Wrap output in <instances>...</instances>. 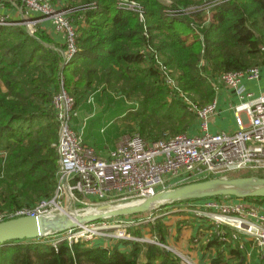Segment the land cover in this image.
Instances as JSON below:
<instances>
[{
  "label": "trees",
  "instance_id": "1",
  "mask_svg": "<svg viewBox=\"0 0 264 264\" xmlns=\"http://www.w3.org/2000/svg\"><path fill=\"white\" fill-rule=\"evenodd\" d=\"M67 1L62 8L76 26L79 50L66 63L64 44L49 32L39 28L33 35L21 25H0V210L33 205L53 193L58 123L52 97L61 80L76 107L98 86L99 100L134 101L122 117L135 120L138 133L152 141L166 131L191 133L195 116L186 101L211 103L212 80L264 65V0H131L142 17L115 0ZM155 55L171 70L177 89L165 82ZM248 173L232 176L264 177V171ZM156 225L149 230L164 243L163 224ZM222 227L224 240L213 235L210 246L232 244L229 228ZM31 240L0 244V264H138L143 249L139 242L127 252L84 242L55 249ZM145 255L141 264H182L154 244L146 245Z\"/></svg>",
  "mask_w": 264,
  "mask_h": 264
},
{
  "label": "built area",
  "instance_id": "2",
  "mask_svg": "<svg viewBox=\"0 0 264 264\" xmlns=\"http://www.w3.org/2000/svg\"><path fill=\"white\" fill-rule=\"evenodd\" d=\"M17 1L24 6L23 14L18 13L17 18L0 14V25H21L33 33L34 27L40 25L43 19H50L54 22L55 31L64 35V48L61 51L64 63L78 52V33L76 26L67 17L68 9L57 6L52 0H0V7ZM115 1L118 7L137 12L142 17L135 1ZM211 5L209 3L205 7ZM155 59L167 85L172 90L177 89L169 75L171 70L162 64L159 55H155ZM241 77L256 79L259 77V68L226 72L211 81L216 92L222 86H228L235 90L240 99L232 106L233 130L209 131V119L215 110V100L199 108L187 100L190 109L194 113L197 111L196 116L203 121L198 123V133L196 130L193 135L177 134L152 142L138 134L128 135L122 137L104 157L76 131L74 122L78 107L61 83L62 86L52 99L58 123V140L54 145L57 171L53 193L33 205L0 210V221L29 215L95 213L100 205L120 208L137 204L160 191L190 182L226 178L227 174L241 170L264 171V92L252 96L250 92L244 91L243 86H240ZM87 101L89 103L90 99ZM192 205L193 208L186 210L196 218H207L210 236L214 234L224 240L222 226H225L231 229L230 237L233 240L238 239L240 234L250 237L259 250L264 251V212L247 206L245 199L225 196ZM150 219L155 217H104L44 235L52 237L54 247L62 242L71 246L84 241L93 246H103L107 239L128 245L136 241L164 246L155 236L136 237L131 234L132 229ZM239 245L242 248L243 243Z\"/></svg>",
  "mask_w": 264,
  "mask_h": 264
},
{
  "label": "rangeland",
  "instance_id": "3",
  "mask_svg": "<svg viewBox=\"0 0 264 264\" xmlns=\"http://www.w3.org/2000/svg\"><path fill=\"white\" fill-rule=\"evenodd\" d=\"M54 2H55V4H57V6L62 8V6L64 4H67L68 1L65 2L64 0H55ZM8 5H15V7L18 10V13L23 14L24 6L22 5V3L20 1H17V2H14V3L10 2ZM24 28L27 30V32L29 34H33L34 35L35 32L40 28V26L37 25L36 27H34L35 30L33 31V33H31L26 27H24ZM61 55H62V53H61ZM256 79H258V78H256ZM240 80H241V78H240ZM251 80H255V79H251ZM61 81H60L59 88H60V86H62L61 83H63ZM222 87H228V86H222ZM56 92L53 94V96L56 94ZM216 93L217 92L215 91V94ZM52 99H53V97H52ZM88 99H90V101H89V103H90L92 100L95 99V97H93V99L91 100V95L89 94L85 98V100L82 102V104L85 103V102H88L87 101ZM214 100H215V98H214ZM134 103L135 102L131 101V100L130 101H123L119 97H112V96L111 97L109 96V97H106V98L103 97V99H101L100 101L99 100L98 101L94 100V103H93L92 107H90V110L85 109V110H87L86 114H82L83 115L82 117H86V118L85 119H83V118L81 119L80 118L81 120H80L79 123H78V119H79V111H80L79 107L80 106H78V115H77V118H76V123L77 124L74 122V126H75V124L77 126V127L75 126V129H77L76 131L80 132V136L85 140L86 143L88 142L87 144H89L99 155L102 152V150H105L106 148H110L108 150V152L111 149H113L115 147V145L118 144V142L121 140L122 137H125V136H128V135H132V134H138L141 138H143L137 131L136 121L131 119V118L124 119V117H122V116H124V112L126 111V109L129 106H134ZM187 104H188L187 105L188 106V110L191 113H193L194 116H195V120H194L195 123L193 125L198 124L199 122L202 123L203 121L200 120L198 118V116H196L197 115V111H196V113H194L195 111L192 108L190 109V103L187 102ZM207 105H209V104H207ZM207 105H205V106H207ZM232 106H233L232 104L229 105V109L231 110L232 117H233V124H234V116H233V112H232ZM216 107H217V104L215 105L214 113L216 111ZM225 117L228 119V121H230V119H231L230 118V113H228L226 115L225 114L217 115L215 117V119H216V121H220L221 119H225ZM193 125H192V127H193ZM196 126H194L193 128L190 127L191 133L188 134V135H193V134L196 133V130H197ZM185 131L177 133V134H186L187 132H185ZM209 131L213 132L210 128H209ZM198 132L199 131L197 130V133ZM177 134H174V135H177ZM174 135H170L166 131V132H164L162 134V136L160 138H158L156 140H159L161 138H165V137H168V136H174ZM144 140H146V139H144ZM156 140H152V141H156ZM146 141L152 142L151 140H146ZM105 145H106V147H103ZM239 172H247L248 173V172H251V171L241 170V171H237V172H231V173L227 174L226 177H233L232 176L233 174H236V173H239ZM251 173L252 174L253 173L257 174L258 172H251ZM248 176H250V175H248ZM199 181H201V180H199ZM215 197H212V198L211 197H206V198L196 199L195 201H189V200L183 201L181 203H177V204H180L177 207L178 208H181V207H183V208H193L194 206L192 204H196V203H199L200 201L207 200V199H220V198L225 197V196L224 195H220V196H215ZM247 200H250V199H245V201H247ZM257 200H258L257 203L263 204V203H261L260 199L257 198ZM249 202L250 203H255L254 201H249ZM163 204H166V203H163ZM163 204L157 205V206H155L154 208H152L149 211L133 214L134 216H139L140 215L141 217H146L148 215H151V216H154L155 219H153V220L150 219L147 222L142 223L137 228L132 229L131 230V232H132L131 234L133 236L140 237L141 235H146V234L143 233V231H146V232L149 233L147 235L148 237L151 238L152 236H155L157 238V240H159V237L156 234H152L151 231L149 230V228L156 227L157 226L156 222H159V223L163 224V227H164V230H165V235H167L168 233H170L172 235L173 232L176 231L174 233H176V236H177L176 239H178L179 238L178 235H182L183 230H187V229L191 228V225H190V223L188 221H182V220L176 219V216L178 214H177L176 211H173V210H175L177 208V207H173L175 204L174 205H170L168 203L167 206H163ZM253 208H256V207H253ZM262 208H264V206ZM127 216H130V215H127ZM167 216H169L168 219H165V217H167ZM191 217H193L196 220L195 222L200 223L203 226L207 225V224H210L209 221L206 220L207 218H205V219L196 218L192 214H191ZM169 220H174L176 223L173 225V227H170V229H167L164 222L169 221ZM192 221H193V219H192ZM154 224L156 226H152ZM179 224H182V225H179ZM135 230H138L140 232V234L134 233ZM171 235H169V236L171 237ZM189 236H192L191 233L189 234ZM230 236H231V233L229 232L228 237H230ZM172 237L174 238V236H172ZM211 239H212V237L210 236V234H208L206 236L204 242L208 243ZM31 241L35 242V243L48 244V245L53 246L52 245V237L51 236L49 237L48 235H42V236H40L38 238H35L34 240H31ZM105 241L107 242L108 245H112V246L116 243L113 239H107ZM135 242L136 241H133L130 244V246L128 244H120V243H118L113 248H117L119 251H122V252H127V251H129L132 248L131 245L133 243H135ZM172 242H174V241H172ZM84 243H88L89 244L90 242H85L84 241ZM139 243H141L142 248L145 249V251H146V245L154 244V245L159 246L161 249H165V250L171 252L173 254V256L178 258L179 261L182 264H194L191 261V259H190V256H189L190 254L188 255V254H186L184 252H183L184 254L180 253L178 251V249L172 247L173 246L172 244H171L172 246H170V245L166 244L165 242L164 243L162 242L164 244V246H160L158 244L150 243V242L149 243L139 242ZM108 245H104V246H108ZM57 246L56 247L53 246V247L56 249ZM143 249L140 251V254L143 253ZM145 259H146V255H145ZM141 261H142V259L139 258V256H138V264H141Z\"/></svg>",
  "mask_w": 264,
  "mask_h": 264
},
{
  "label": "crops",
  "instance_id": "4",
  "mask_svg": "<svg viewBox=\"0 0 264 264\" xmlns=\"http://www.w3.org/2000/svg\"><path fill=\"white\" fill-rule=\"evenodd\" d=\"M67 2V0H64ZM0 14H8L10 17L17 18L18 17V10L13 5H3L0 7ZM40 28L43 30L49 32L51 36H53L54 41L57 45L64 44V35L61 32L55 31L54 22L50 19H43L40 22ZM259 77L255 80H248L245 77H241L240 80V86H243L244 91L250 92L252 96H257L260 93L264 92V65L259 66ZM101 87L98 86L90 95L91 100L93 97H95L94 100H99V95H101ZM94 100H92L89 104L87 102L80 105L79 109V119L86 117H82V114H86L87 110H90V107H92ZM100 101V100H99ZM240 99L237 96L234 89H231L229 87H222L219 92L215 94V102L217 104L215 113L210 117L209 119V125L210 129L212 131L216 130H224V131H231L234 129L233 124V117L231 110L229 109V105H233L237 102H239ZM87 109V110H85ZM230 113V121L225 117V119H221L220 121H216L215 117L220 114H228ZM81 118V119H80ZM224 118V117H223ZM76 123V120H75ZM77 124V123H76ZM75 124V126H76ZM198 126V124H197ZM196 126V128H197ZM77 127V126H76ZM88 143V142H87ZM103 147H106L103 146ZM110 148H106L105 150H102L100 153L101 156H107L108 150ZM255 199V200H254ZM249 201H254L255 203H250ZM257 198H252L250 200L245 201L246 205L249 207H256L257 209H260L262 212H264V202L261 201V203H257ZM180 204H176L173 207H177ZM177 212L176 219L182 220V221H188L191 225L190 229L183 230L182 235H178L179 238L176 239V231L173 232L171 235L168 233L164 236V242L176 249L182 254H190V259L194 264H264V251L259 250V247L256 245L255 241L251 239L250 237L239 235V238L236 240H228L232 244L230 247H227L226 245L220 246L219 248L216 246H210L208 243L204 242L206 236L209 234V228L210 226L202 225L200 223L195 222L196 220L191 217V213L186 210V208H176ZM179 210V211H178ZM169 216L165 217V219H168ZM187 219V220H186ZM193 219V221H192ZM167 229H170V227H173V225L176 223L174 220H169L164 222ZM182 225V224H179ZM230 233H231V229ZM144 234L148 235L149 233L146 231H143ZM191 233L192 236H189ZM171 235V237L169 236ZM214 235V234H213ZM174 236V238L172 237ZM211 237H213L211 235ZM174 242H172V241ZM240 242L243 243L242 248L240 247ZM99 243V241H98ZM110 244V243H109ZM118 243H115L113 246L108 245L107 243L102 244L108 245L109 247H114ZM172 244V245H171ZM235 245V246H234ZM130 246V245H129ZM232 248H234V252L231 251ZM238 248V249H237ZM184 252V253H183ZM146 251L143 249V253L139 255V258L142 259L141 263H143L145 259Z\"/></svg>",
  "mask_w": 264,
  "mask_h": 264
},
{
  "label": "water",
  "instance_id": "5",
  "mask_svg": "<svg viewBox=\"0 0 264 264\" xmlns=\"http://www.w3.org/2000/svg\"><path fill=\"white\" fill-rule=\"evenodd\" d=\"M220 195L238 199L264 198V177L250 175L190 182L160 191L137 204L120 208H110L106 204L100 205L97 209L98 212L95 213L56 214L53 216L29 215L9 218L0 221V244L12 240L35 239L46 233L59 232L68 227L96 221L104 217L127 216L146 212L163 203Z\"/></svg>",
  "mask_w": 264,
  "mask_h": 264
},
{
  "label": "bare ground",
  "instance_id": "6",
  "mask_svg": "<svg viewBox=\"0 0 264 264\" xmlns=\"http://www.w3.org/2000/svg\"><path fill=\"white\" fill-rule=\"evenodd\" d=\"M220 219L226 220V218H223L222 216H219Z\"/></svg>",
  "mask_w": 264,
  "mask_h": 264
}]
</instances>
